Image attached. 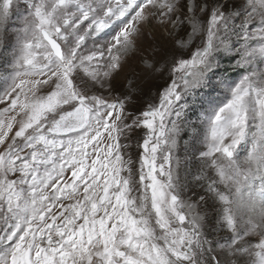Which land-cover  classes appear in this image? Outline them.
<instances>
[{"label":"snow or ice","instance_id":"snow-or-ice-1","mask_svg":"<svg viewBox=\"0 0 264 264\" xmlns=\"http://www.w3.org/2000/svg\"><path fill=\"white\" fill-rule=\"evenodd\" d=\"M0 84V264H264V0H0Z\"/></svg>","mask_w":264,"mask_h":264},{"label":"rangeland","instance_id":"rangeland-1","mask_svg":"<svg viewBox=\"0 0 264 264\" xmlns=\"http://www.w3.org/2000/svg\"><path fill=\"white\" fill-rule=\"evenodd\" d=\"M206 19V17H205ZM151 30L153 39L149 42H142L139 45L138 51L134 53L123 68L115 74L112 80L113 94L123 93L128 89V81L135 80L136 86L139 89L137 92L135 110H143L149 102H158L159 91L170 82L169 69L174 56L188 58L194 50L192 48L181 49L177 47V42L181 39H187L188 26L184 25L181 28L173 29L171 25H157L152 22L146 28V32ZM199 43V40H197ZM153 60L158 61L157 67L162 71H147L146 62L152 63ZM238 79V77H234ZM3 85L0 84V88ZM144 130H138L134 136L131 152L134 158H138L139 149L135 146L137 139H142ZM195 170V165H194Z\"/></svg>","mask_w":264,"mask_h":264}]
</instances>
